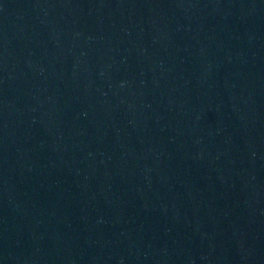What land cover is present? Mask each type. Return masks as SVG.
<instances>
[{
	"label": "water",
	"instance_id": "obj_1",
	"mask_svg": "<svg viewBox=\"0 0 264 264\" xmlns=\"http://www.w3.org/2000/svg\"><path fill=\"white\" fill-rule=\"evenodd\" d=\"M0 264H264V0H0Z\"/></svg>",
	"mask_w": 264,
	"mask_h": 264
}]
</instances>
